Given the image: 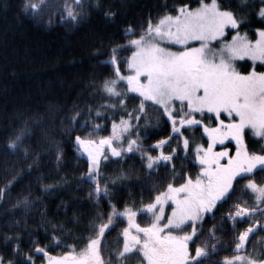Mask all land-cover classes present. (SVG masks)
<instances>
[{"label": "snow or ice", "instance_id": "obj_1", "mask_svg": "<svg viewBox=\"0 0 264 264\" xmlns=\"http://www.w3.org/2000/svg\"><path fill=\"white\" fill-rule=\"evenodd\" d=\"M162 7L167 9L162 14L153 17L149 13L135 22V27L129 25L122 30V39H135L115 44L107 53H98L108 56L100 63L112 69V78L95 87L103 99H115L116 104L102 106L122 111L119 121H109L108 113L97 112L93 116L89 108L86 113L74 111L66 115L68 125L63 129V141L44 134L51 141L44 154L53 151L58 165L64 162L62 145L70 146L76 158L83 159L87 171L81 174L80 181L89 185L88 199L96 209L105 201L110 211L96 212L86 246L78 254L75 248L62 256H52L47 251L49 247H68L55 235L64 225H52L46 235L49 244L43 246L34 237L25 241L27 230L13 235L0 232V264H36L37 258L42 264H205L216 254L218 244L203 241L201 246L197 241L204 234L208 219L216 220V213L229 202V210L219 217L221 223L209 230L213 240H218L217 230H225L224 222L245 220L249 226L228 242L229 248L234 245L235 252L243 253L250 238L264 231V71L258 72L255 67L256 61L264 67V0H228L226 4L199 0L196 8L181 0L170 8L168 4ZM43 9L42 0H23L21 4V11L36 20L41 18ZM63 11L74 21L85 16L82 0L65 4ZM117 14L105 12L109 19H115ZM256 22L261 26L249 29L255 39H249L248 31L241 33L242 27ZM229 32L234 33L231 40L227 39ZM190 42H198L199 47H190ZM213 42L220 47L214 50ZM175 45L183 51H171ZM128 50H132L131 56L120 55ZM244 57H250L253 67L246 73L238 72L233 62ZM121 65H126L131 74L122 75ZM127 100H139V104L128 111ZM149 111L158 114L155 125L147 115ZM84 115L91 119L81 122ZM197 115L201 118L197 119ZM209 116L215 126L205 122ZM92 119L109 121L110 135L98 137L100 131L108 130V123L94 124ZM161 121L170 129L168 136L145 144ZM42 123L39 114L22 122L19 133L7 142L13 155L22 153L27 160L29 148L24 144L32 134L31 125ZM194 128L202 130L206 145L184 135ZM226 140L235 142L234 155L224 145ZM253 143L259 147L253 148ZM217 144L221 145L219 151L214 150ZM38 159V155L34 156L33 163ZM224 160L226 163H222ZM129 161L130 169L121 167ZM137 163L139 171L146 173L137 185L142 191L138 199L118 211L112 197L120 190L118 184L131 180ZM102 165H114L115 178L102 172ZM32 167V163L27 164V171L31 172ZM189 167H198L199 172L193 176L186 171ZM22 171L0 188V199L15 185ZM144 181L155 182L145 188ZM42 191L52 192L53 187L45 186ZM144 191L149 194L148 203L143 202ZM240 193L247 194L248 200L235 202ZM38 202L21 194L17 205L27 209ZM63 207L67 212L68 206ZM144 214H150V220L141 226L136 218ZM119 217L126 219L118 237L122 246L102 255L103 240ZM96 220L101 222L97 225ZM22 222L27 223L22 218L14 222V227L20 229ZM25 243L29 245L27 253L23 251ZM260 256L234 255L214 264H264Z\"/></svg>", "mask_w": 264, "mask_h": 264}, {"label": "trees", "instance_id": "obj_2", "mask_svg": "<svg viewBox=\"0 0 264 264\" xmlns=\"http://www.w3.org/2000/svg\"><path fill=\"white\" fill-rule=\"evenodd\" d=\"M23 0H0V188L13 179L15 174L23 169L16 179L15 185L0 199V232L9 235L19 234L27 230L25 241L30 237L38 240L41 246L49 244L46 238L47 232L51 231L52 225H64L55 235L60 238L62 245L68 247H49L48 252L52 256H62L65 252L75 248L79 253L87 243V237L91 234V221L94 220L97 211H110L105 207L106 202L101 201V208L96 209L88 199L89 185L81 184V174L86 172L83 159H77L73 150L68 145L65 147L64 162L57 164L55 153L45 150L50 148L51 141L45 139L48 133L57 141H63L66 137L63 129L68 125L66 115L76 112L86 113L91 108L93 116L99 113H108L109 121L120 119L123 112L111 111L102 105L116 103L115 99H103L102 93L98 92L95 85H102L105 79L112 78V69L100 63L107 60V53L115 44H124L134 36L121 38L122 30L129 25L135 27V22L143 20L150 13L153 17L162 14L167 9L162 5L180 3L181 0H94L85 11L84 18L76 22H52L45 25L33 19L29 13L21 11ZM192 8H196L199 0H183ZM210 2V0H205ZM226 4L228 0H219ZM236 2V0H234ZM98 4L99 7L95 5ZM116 11L115 19H109L105 12ZM245 11H247L245 9ZM259 22L245 25L240 29L241 33L248 31L249 39H255L249 29L260 27ZM234 33L229 32L230 38ZM130 50L120 53L121 56L130 55ZM126 65H121V71ZM241 72H247L253 67L250 61L238 63ZM256 71H264V67L255 64ZM127 110L132 111L139 104V100H127ZM88 108V109H87ZM87 109V110H86ZM36 114L43 118V123L31 125L32 134L25 140L24 147L29 148V156L24 159L22 153L12 154L8 149L7 142L19 133L22 122L25 119L32 120ZM149 114V115H148ZM148 117L153 125L156 124L158 114L148 112ZM81 122L91 119L87 115L81 116ZM63 121V123H62ZM104 119H92L94 124L108 123L107 131H100L97 136L110 135L111 123ZM143 123V122H141ZM91 127V125H89ZM198 130L201 131L200 128ZM155 134L151 139L144 141L152 144L155 140L167 137L170 129L164 127L163 121L152 130ZM188 132V131H186ZM82 135L84 133H81ZM258 148L259 144H252ZM155 154V153H153ZM39 159L33 163V157ZM32 163L31 172L27 171L26 165ZM124 169H130L132 162L121 165ZM137 171L132 175V180L123 181L117 185L120 190L115 192L112 203L118 211H123L125 204H131L133 199H138L142 189L137 186L143 181L146 173ZM188 168L186 169V171ZM109 177L115 178L117 169L101 167ZM193 175V173H192ZM39 177V179H38ZM259 178V177H258ZM155 181H144L145 188ZM244 181H241L243 184ZM131 184V187L127 185ZM52 186L53 191L45 193L42 188ZM21 194L27 195L31 201H39L33 207L25 209L17 205ZM148 192L144 191L143 202L148 203ZM145 197V198H144ZM247 201V195L240 193L235 202ZM232 203V202H229ZM63 205L68 206L67 212ZM224 205L216 213V220L208 219L204 225V234L199 242H212L207 229L213 222H220V215L228 211ZM76 219L72 223H65L70 218ZM22 222L21 228L16 229L14 222ZM119 222L103 240V254L108 249H115L119 234L126 226V219L118 218ZM213 221V222H212ZM101 221L96 220L98 225ZM104 222H106V217ZM248 222L238 223L229 228L223 223L224 231H219L222 240L227 244L234 235L248 227ZM256 239L264 244V231H260ZM203 245V244H202ZM233 247L226 250L216 251V254L205 261V264H214L216 260L234 255ZM23 251H29V245L25 243ZM36 264H42L41 258L36 259Z\"/></svg>", "mask_w": 264, "mask_h": 264}, {"label": "rangeland", "instance_id": "obj_3", "mask_svg": "<svg viewBox=\"0 0 264 264\" xmlns=\"http://www.w3.org/2000/svg\"><path fill=\"white\" fill-rule=\"evenodd\" d=\"M93 1L94 0H82V5H83V8H84L85 11H87L88 6L90 4H92ZM42 2L44 3V9H43V12L41 14V18L38 20L40 23L45 24V25H49V24L51 25L52 22H59V21H62V23H64V22H67V23H69V22H71V23L72 22H76V21L72 20L70 17H68V14H67L66 11H63V9L65 7V4L74 5L75 4V0H42ZM227 39L228 40H231V37L230 38L227 37ZM189 46L190 47H199V43L198 42H190ZM211 47L215 50V49L219 48L220 45L219 44H216L215 42H213V44L211 45ZM131 51L132 50H130V52H129L130 55H128V56H131ZM171 51H173V52L183 51V48L181 46H179V45H175V46H173L171 48ZM243 61H250V62H252L251 59H250V57H244L243 59L237 58L233 62L236 71L241 72L239 70L238 63L239 62H243ZM260 63H261L260 61H256L255 62V64H260ZM242 73H246V72H242ZM121 74L127 76V75H129L131 73L128 71L127 66H126L125 67V70L124 71H121ZM124 86L125 85H121V88H123ZM113 104H116V103L113 102L111 105H113ZM151 112L152 113H155L154 111H151ZM196 118L197 119H200L201 117L199 115H197ZM205 122L206 123H209L210 126H215V121H213L210 116H209V119L206 120ZM201 131L198 130V128L189 129L188 132L184 133V135L189 136L190 139H192L195 143H203V144L206 145V139L201 137ZM224 144H225V142H224ZM220 149H221V145H219V144H217L215 146V148H214L215 151H219ZM224 161H222V163H225ZM194 170L197 173L199 172V171L196 170V167H194ZM131 180H130V182H131ZM247 200H248V198H247ZM167 211H170V209H167ZM137 220H138V222L142 226H144L145 224H147L149 222V220H150V214L139 215V216H137ZM258 237L259 236H256L254 238V240L250 244V247H249L248 251H246L244 253H240V254H234V255H244V256L251 255L253 258H255L256 256H260L261 253H264V244L261 245V244H258L257 243V242H261L260 239L257 240V242H256V239ZM116 245L117 246L118 245L119 246H122V243H120L119 241H117V244ZM234 255L227 256V257H232ZM260 258L261 259H264V256H260ZM133 264H135V262H133ZM145 264H146V262H145ZM238 264H239V262H238Z\"/></svg>", "mask_w": 264, "mask_h": 264}, {"label": "flooded vegetation", "instance_id": "obj_4", "mask_svg": "<svg viewBox=\"0 0 264 264\" xmlns=\"http://www.w3.org/2000/svg\"><path fill=\"white\" fill-rule=\"evenodd\" d=\"M184 133H186V131L184 132ZM186 136V135H185ZM225 142V146H227L228 148H229V150L231 151V153L234 155L235 154V147H234V144H235V142L234 141H224ZM220 148V147H219ZM225 163H226V160L224 161ZM177 163H179V161H177ZM185 163H187V161H185ZM189 173H193L195 170H194V167H189L188 168V170H187ZM179 182H183V181H179ZM244 194V193H243ZM149 202V201H148ZM237 202V201H236ZM237 203H240V202H237ZM229 204H231V203H229ZM229 204H226V208H228L229 209ZM226 212V211H225ZM139 216V215H138ZM136 220H137V218H136ZM210 220H212V219H210ZM243 221H245V220H237V221H235V222H232V221H226V223H227V225H229V228H235L237 225H238V223H243ZM137 222H138V220H137ZM213 222V221H212ZM247 222V221H246ZM139 223V222H138ZM214 224H219V223H217V222H213V225ZM213 225L210 227V228H208L207 229V231H208V233H209V230L210 229H212V227H213ZM142 226V225H141ZM215 236L218 238V240H213L212 239V242L211 243H217L218 244V248H217V252H219V251H221V250H226V249H228L229 247H228V244L225 242V241H223L222 240V237H221V235H220V232H219V230H217L216 232H215ZM197 243L198 244H201V246H203L202 245V243L201 242H199V241H197ZM235 247V246H234ZM233 247V248H234ZM233 250V249H232ZM103 255V254H102Z\"/></svg>", "mask_w": 264, "mask_h": 264}, {"label": "water", "instance_id": "obj_5", "mask_svg": "<svg viewBox=\"0 0 264 264\" xmlns=\"http://www.w3.org/2000/svg\"><path fill=\"white\" fill-rule=\"evenodd\" d=\"M252 238H253V236L250 238L249 242L246 244V250H245L244 252L247 251V249H248V245H249V243H250V241H251ZM233 252H234L235 254H240V253L235 252L234 249H233ZM244 252H243V253H244Z\"/></svg>", "mask_w": 264, "mask_h": 264}, {"label": "bare ground", "instance_id": "obj_6", "mask_svg": "<svg viewBox=\"0 0 264 264\" xmlns=\"http://www.w3.org/2000/svg\"><path fill=\"white\" fill-rule=\"evenodd\" d=\"M145 198V197H144Z\"/></svg>", "mask_w": 264, "mask_h": 264}]
</instances>
